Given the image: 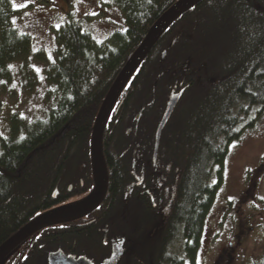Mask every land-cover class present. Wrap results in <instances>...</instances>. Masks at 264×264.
I'll use <instances>...</instances> for the list:
<instances>
[{"label":"trees","instance_id":"1","mask_svg":"<svg viewBox=\"0 0 264 264\" xmlns=\"http://www.w3.org/2000/svg\"><path fill=\"white\" fill-rule=\"evenodd\" d=\"M177 1L112 0L124 26L102 46L70 10L66 13L47 69L54 108L39 123L21 124L14 114L8 133L0 134V246L35 217L91 192L88 120L67 134L64 144L59 141L62 124L77 113L97 111L150 27ZM12 13L11 0H0V75L31 47L29 38L10 26ZM180 23L185 36L167 46ZM175 84L189 86L160 139V146L168 140L166 158L177 169L164 229L150 237L159 211L144 187L153 180L130 190L143 173L126 152L136 140L126 142L123 132L113 129L105 140L103 203L86 220L35 234L20 246L26 247L22 256L41 261L54 249L98 264L109 256L110 242L124 240L123 264H197L205 220L224 182L229 146L264 114V0L202 1L164 33L142 63L127 95L144 99L147 125L141 141L151 151L150 165L155 164L159 118ZM156 99L158 110L149 109Z\"/></svg>","mask_w":264,"mask_h":264},{"label":"rangeland","instance_id":"2","mask_svg":"<svg viewBox=\"0 0 264 264\" xmlns=\"http://www.w3.org/2000/svg\"><path fill=\"white\" fill-rule=\"evenodd\" d=\"M11 2L15 13L11 14L10 26L28 37L31 47L25 56L6 65L0 75V134L3 136L9 131L8 121L14 114L21 124L39 123L54 108V88L48 81L47 69L55 58V32L69 10L82 22L83 28L98 46L105 44L112 32L122 31L124 26L112 0ZM184 36L183 23H180L166 39L167 46ZM141 140L136 139V144L127 155L141 168L153 170L162 185L165 175L160 174V170L172 167L166 158L168 140L162 141L154 165L147 160L151 153L148 144L144 148ZM175 175L169 180H177ZM168 215L169 209L164 206L158 212L150 237L164 229ZM263 254L264 114L254 129L245 131L238 142L229 146L224 182L205 220L196 263L262 264Z\"/></svg>","mask_w":264,"mask_h":264},{"label":"water","instance_id":"3","mask_svg":"<svg viewBox=\"0 0 264 264\" xmlns=\"http://www.w3.org/2000/svg\"><path fill=\"white\" fill-rule=\"evenodd\" d=\"M202 1L204 0H178L166 10L150 27L140 45L127 60L111 85L99 108L90 138L89 157L93 179L91 192L77 203L45 212L31 220L0 246V263L21 244L40 231L82 220L92 214L103 203L108 189V171L103 154V135L107 120L121 93L141 68L142 63L164 33ZM182 93L180 92L168 100L165 112L156 128L152 156L153 161L159 149L161 133L168 123L170 115L180 100ZM139 185L140 182L138 181L133 186ZM119 256V251L114 250L105 264H113ZM49 264H59L58 258H52ZM75 264H79V262H75Z\"/></svg>","mask_w":264,"mask_h":264},{"label":"flooded vegetation","instance_id":"4","mask_svg":"<svg viewBox=\"0 0 264 264\" xmlns=\"http://www.w3.org/2000/svg\"><path fill=\"white\" fill-rule=\"evenodd\" d=\"M132 80L128 83L126 88L121 93L118 101L116 102V104H115V106H114V108H113V110H112V112H111V114L107 120V124H106L105 130H104V135H103V154H105V151L108 150V146L106 145L105 140H106L107 136L112 134L113 129L115 130L114 132H116L117 130H121V132H123L124 140L126 142H134L137 138H141L142 140H144L145 133H146V130H145L146 126L145 125H147L144 123L145 117H143V115L145 113L144 112L145 107H144V103H143L144 97L141 98V99H143L142 101H138L140 98L135 99L133 97L132 98L128 97L127 89L129 88L130 84L132 83ZM184 85H186V86H183L182 88H179V89L177 88L178 86L176 84L171 87V89L169 91V95L167 96V98L165 100V106H164V109L160 115L158 124L160 123V120H161V118L165 112L168 100L170 98H172L174 95H176L180 92H183L180 100L178 101V103L174 107L172 114L170 115V118L174 114V112L180 107V103L183 99V96L186 93V90L188 89V86H189L188 84H184ZM159 103L160 102L158 99L153 100V101L151 100V102H149L147 104V106L149 107V109H151L150 107H152V108H156V110H158ZM100 106H99V108H100ZM99 108L93 114H90L87 111L82 112V113H77L76 115H74V117L67 124H65V123L62 124L61 130L59 132V137H60L59 141L62 144H64V138L66 137V135L69 134L70 132L74 131L75 129H78L82 123H86V121L88 120V124L86 125V129L90 131V137H89V145H90L91 133H92L93 125H94L95 119L97 117ZM61 114L64 117L63 111L61 112ZM157 117H159V116H157ZM170 118H169V120H170ZM148 119H149V117H148ZM169 120H168V122H169ZM160 139H161V137H160ZM159 146H160V143H159ZM159 149H160V147H159ZM129 150L130 149H128L126 152H128ZM168 151L169 152L171 151V149L169 147H168ZM104 157H105V155H104ZM170 165L172 167H170L169 170H165L167 167H163L159 172L160 174L165 175V181H164V184H162V185H160V178L153 172V170H151L149 168L148 169L142 168L143 173H141V176H140L141 180H139V182L141 184L142 180H145V179L153 180L151 183H149V185L147 187H144V193L151 196V201L153 202V205L155 207H158V211H161L164 206H166V208L168 209L169 201L171 199V191H172L174 183H175L174 181H176V180H171V179H170L171 181L169 180L170 176L177 174V172H176L177 169L174 168L173 164L170 163ZM154 168L156 169V167H154ZM166 171H167V173H166ZM157 182L159 183L158 185H156ZM135 183H137V181L133 182L131 184V187H130L131 191L134 190L133 192H135V189L139 188L138 186H133ZM87 195L82 196V197L75 199V200H71L68 203L63 204L62 206H59L56 208H60V207H64V206H68V205L77 203V202L83 200ZM56 208H54V209H56ZM54 209H52V210H54ZM86 219H87V217L82 219V220H86ZM63 226L64 225L56 226V227L61 228ZM56 227H52V228H56ZM47 229H49V228H47ZM40 233L41 232H39L37 234L40 235ZM39 235H38V238L41 236V235L40 236ZM28 240H30V239H28ZM28 240H26L25 242H27ZM36 240H37V238L35 239V241ZM105 243L109 244L108 242L103 241V242H101V245H106ZM23 244H21V245H23ZM20 246L18 248H20ZM25 250H26V247L23 246L20 249H18L16 251V253L13 254V256H9L11 254L10 253L8 255L9 257H6L0 264H49V262L54 257L58 258L59 264H75V262H79V264H93L94 263L90 259H85V258L82 259L79 257H75L73 255H66L63 252H60V251L54 250V249L49 250L47 252L46 257L43 258V260L35 261V259H33V258H31V259L26 258L28 255L22 256V254L25 252ZM114 250H118L120 256L118 257L117 261H115L113 264H123L121 262L125 263L126 259H127L126 258L127 245H126L125 241L122 240L120 242H110L109 256L107 258H105L103 261L99 262L98 264H105Z\"/></svg>","mask_w":264,"mask_h":264}]
</instances>
